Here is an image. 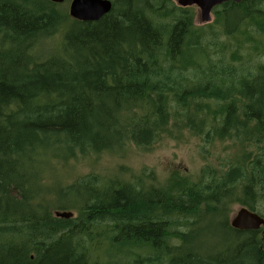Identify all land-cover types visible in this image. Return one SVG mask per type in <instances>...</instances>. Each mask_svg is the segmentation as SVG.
I'll return each mask as SVG.
<instances>
[{"label": "trees", "instance_id": "16d2710c", "mask_svg": "<svg viewBox=\"0 0 264 264\" xmlns=\"http://www.w3.org/2000/svg\"><path fill=\"white\" fill-rule=\"evenodd\" d=\"M111 1L81 22L49 0H0V237L22 236L0 264H264V229L228 217L264 218V0L225 3L208 28L169 0ZM185 133L234 153L164 187L92 175L60 195H76L67 208L34 205L19 173L36 148L67 161ZM214 227L222 249L207 254Z\"/></svg>", "mask_w": 264, "mask_h": 264}, {"label": "rangeland", "instance_id": "374dc122", "mask_svg": "<svg viewBox=\"0 0 264 264\" xmlns=\"http://www.w3.org/2000/svg\"><path fill=\"white\" fill-rule=\"evenodd\" d=\"M66 0L62 5L67 10L70 2ZM178 6V0H169ZM194 12V24L197 27L208 28L215 24L217 16L213 11L210 23L201 21L200 10L196 6L187 7ZM217 28H219L216 25ZM220 30V29H219ZM223 41H229L227 36L221 34ZM54 39L50 40L53 44ZM49 43V44H50ZM230 144L227 142L216 143L215 146H207L201 141V137L184 134L177 138L163 137L159 142L149 149L139 148L132 143H126L121 148L114 151L104 152L102 154H77L67 161L62 160L51 149V145L36 148L35 154H27L28 157L22 161L19 167L20 176L24 177L26 182V194L28 197L35 196L34 205L43 200L48 206L67 208L76 203L75 196H60L68 186L74 182L97 176L103 182L109 179H120L128 183L143 181L146 185L164 187L168 179L175 172L181 176H189L192 179H198L205 165L218 166L234 153V149H229ZM65 157L66 153H61ZM23 182V183H24ZM10 202H4L3 208L8 209ZM31 208L34 209L35 206ZM240 206L232 207L228 217L229 223L235 217ZM54 212V208L51 209ZM56 211H70L61 210ZM55 211V212H56ZM45 212V210H40ZM54 212V213H55ZM76 213L74 210L71 211ZM223 232L219 228L213 230L206 236V243L203 244V251L207 254L214 249H222V244L218 241L219 234ZM20 235H4L0 237L3 248H0V254L8 245L14 246L21 243ZM103 258V254L99 255Z\"/></svg>", "mask_w": 264, "mask_h": 264}, {"label": "water", "instance_id": "95a60500", "mask_svg": "<svg viewBox=\"0 0 264 264\" xmlns=\"http://www.w3.org/2000/svg\"><path fill=\"white\" fill-rule=\"evenodd\" d=\"M49 1L55 4H63L66 0ZM242 1L244 0H178V6L182 8L198 7L201 21L207 24L211 22V14L215 8L228 2L239 4ZM112 9L113 3L111 0H72L69 6V15L81 22H97L108 15ZM55 217L69 220L74 217V213L56 211ZM230 225L238 231L260 230L261 228L264 229V218L246 207H240Z\"/></svg>", "mask_w": 264, "mask_h": 264}, {"label": "flooded vegetation", "instance_id": "af4514ba", "mask_svg": "<svg viewBox=\"0 0 264 264\" xmlns=\"http://www.w3.org/2000/svg\"><path fill=\"white\" fill-rule=\"evenodd\" d=\"M215 10V9H214Z\"/></svg>", "mask_w": 264, "mask_h": 264}]
</instances>
